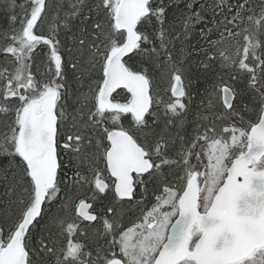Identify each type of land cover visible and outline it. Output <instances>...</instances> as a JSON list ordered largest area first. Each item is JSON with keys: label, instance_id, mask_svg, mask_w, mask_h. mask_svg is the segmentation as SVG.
I'll return each mask as SVG.
<instances>
[{"label": "snow or ice", "instance_id": "obj_1", "mask_svg": "<svg viewBox=\"0 0 264 264\" xmlns=\"http://www.w3.org/2000/svg\"><path fill=\"white\" fill-rule=\"evenodd\" d=\"M6 10L0 264H264V0Z\"/></svg>", "mask_w": 264, "mask_h": 264}, {"label": "trees", "instance_id": "obj_2", "mask_svg": "<svg viewBox=\"0 0 264 264\" xmlns=\"http://www.w3.org/2000/svg\"><path fill=\"white\" fill-rule=\"evenodd\" d=\"M8 0H0V33L4 32L7 30V25H8V12L6 10V5H7ZM17 4L21 3L22 0H16ZM181 7H183V5H180ZM17 11H19L17 9ZM171 19V15L169 17ZM47 22L44 26V30L47 31ZM177 28L179 29V24H177ZM199 30V26H197V31ZM196 37L193 36V39L190 43H195ZM7 43V41H5L3 38H0V49H2L5 44ZM5 66L11 67V60L7 59L5 54H3L2 52H0V68H3ZM193 77H196L198 75V73H193L192 74ZM225 79H227V76L225 77ZM187 83V81H186ZM211 85V81H205L202 77L199 79H195L193 80V84L191 86V91L193 92H197V93H203L204 89L206 87H210ZM238 86H242V85H238ZM154 89L159 93V98H162L164 101H168L169 99H171V96L169 94V82L167 80V78H165L163 81L159 82L158 84H154ZM197 99H200V96L197 95ZM162 127V125H161ZM186 135L190 134L192 131V128L190 125H186ZM171 131L174 133L176 131L175 127H173L171 129ZM175 171H179V169H175ZM174 175V173H171ZM133 210L135 211V206L133 208Z\"/></svg>", "mask_w": 264, "mask_h": 264}, {"label": "flooded vegetation", "instance_id": "obj_3", "mask_svg": "<svg viewBox=\"0 0 264 264\" xmlns=\"http://www.w3.org/2000/svg\"><path fill=\"white\" fill-rule=\"evenodd\" d=\"M170 94V92H169ZM171 96V94H170ZM172 100H174L175 98L174 97H171ZM121 123L123 124V126L127 127L128 126V119L127 117H123L122 120H121ZM101 168H103L104 166L101 165L100 166ZM105 176V180L106 182L108 181V176L106 173L103 174ZM144 199V195H143V188H140L136 194V197H135V200H143Z\"/></svg>", "mask_w": 264, "mask_h": 264}]
</instances>
